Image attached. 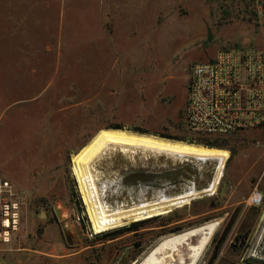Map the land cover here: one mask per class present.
Masks as SVG:
<instances>
[{"label": "rangeland", "instance_id": "1", "mask_svg": "<svg viewBox=\"0 0 264 264\" xmlns=\"http://www.w3.org/2000/svg\"><path fill=\"white\" fill-rule=\"evenodd\" d=\"M261 9L258 16L254 0H141L139 8L125 13L121 54L106 57L101 48L66 53L60 76L49 80L48 89L38 95L22 94L27 90L21 88L25 84L36 93L43 84L37 72H30L33 61H21V52L31 49L0 46V107L12 105L4 109L0 128L13 114L15 125L26 132L21 148L34 157L29 163L38 160L39 173L31 189L13 190L17 225L7 240L0 237V264H134L163 238L219 221L196 263L207 264L230 219L211 264H264L263 127L232 135L237 138L228 145L233 153L226 148L229 158L213 195L145 219L137 230L109 239H99L101 232L90 228L70 167V156L102 127L182 135L189 77L185 69L209 61L212 44L218 50L247 47L242 41L248 36V47H264V4ZM4 14L5 0H0V20ZM243 23L251 27L246 29ZM0 150L9 152L5 146ZM148 154L113 150L97 162L109 203L131 204L140 197L151 198L158 189L178 193L193 181L200 189L213 176L214 159ZM256 191L262 198L252 204L250 197ZM206 232L188 235L173 251L160 247L153 253L155 262L147 264H190L193 247Z\"/></svg>", "mask_w": 264, "mask_h": 264}, {"label": "crops", "instance_id": "2", "mask_svg": "<svg viewBox=\"0 0 264 264\" xmlns=\"http://www.w3.org/2000/svg\"><path fill=\"white\" fill-rule=\"evenodd\" d=\"M140 2L141 0H5L4 19L0 20V41H5V44L0 46L31 49L21 52V61L33 63V71L30 72H37V79L43 81L36 93L28 85H21L22 90H27L22 94L38 95L46 91L48 81L60 76L61 58L66 53L75 55L77 48H101L106 57L121 54L124 46L122 39L126 32L125 13L139 8ZM200 13L202 16L204 12ZM243 26L246 29L251 27L245 23ZM242 44L250 45L248 36L243 37ZM211 50L210 59L216 55L218 47L212 44ZM9 106L12 105L5 108ZM5 108L0 107V119ZM6 124L5 128H0V149L5 146L9 152L3 153L0 150V182L7 181L11 190H29L38 183V160L36 159V163H29L34 157L26 156L21 148L26 132L23 127L15 125L13 114L7 117ZM8 125L12 128H7ZM176 245L170 250L173 251ZM160 247L164 246L160 245L156 251Z\"/></svg>", "mask_w": 264, "mask_h": 264}, {"label": "bare ground", "instance_id": "3", "mask_svg": "<svg viewBox=\"0 0 264 264\" xmlns=\"http://www.w3.org/2000/svg\"><path fill=\"white\" fill-rule=\"evenodd\" d=\"M113 150L127 153L141 152L147 153V155H149L148 153H152L160 156L174 157L175 159H192L204 162L208 159H214L216 163L212 180L203 188L198 189L197 187L190 186L174 194L165 193L163 190L158 189L151 198L144 196V198L140 197L131 204L113 205L106 199L107 184L105 181H100V170L98 171L96 168L97 162ZM70 157L71 171L76 179L90 228L94 233H98L123 227L135 221L145 220L154 216L167 215L175 209L190 204L193 200L213 195L217 191V187L223 176L225 163L229 158V151L226 148L164 137L145 131L140 132L124 126H110L98 129ZM218 223L219 221L207 222L165 237L150 253L138 262H134V264H147L149 260L155 262L156 258L153 253L160 245L170 250L176 244L186 239L188 235L206 229V235L203 237L201 243L193 247L194 258L190 264H196L204 248L210 241L212 233L217 228Z\"/></svg>", "mask_w": 264, "mask_h": 264}, {"label": "built area", "instance_id": "4", "mask_svg": "<svg viewBox=\"0 0 264 264\" xmlns=\"http://www.w3.org/2000/svg\"><path fill=\"white\" fill-rule=\"evenodd\" d=\"M254 4L256 14L261 16L264 0H254ZM185 70L189 77L183 121L189 131L224 135L249 131L264 123V47L223 48L209 61L189 65ZM190 186L196 187L194 181ZM261 198L256 191L250 200L258 204ZM17 209L13 190L7 181H1L3 240L8 239L9 232L17 225Z\"/></svg>", "mask_w": 264, "mask_h": 264}, {"label": "trees", "instance_id": "5", "mask_svg": "<svg viewBox=\"0 0 264 264\" xmlns=\"http://www.w3.org/2000/svg\"><path fill=\"white\" fill-rule=\"evenodd\" d=\"M112 127H119V126H112ZM260 127L264 128V123ZM138 131L141 132L142 130H138ZM182 131H183V134L180 136H169V135H161V136L174 138V139H181V140L195 142V143H199V144H203V145H207V146L209 145V146H215V147H221V148H229L228 145L230 144V142L232 140H235V141L237 140V138H233V136H232L235 133L224 134V135L201 134V133L189 131L186 128L185 124H183V126H182ZM142 132H144V131H142ZM229 150L231 151V153H233V150L231 148H229ZM146 221L147 220L135 221V222H133L127 226H123V227H119L116 229L104 231V232H101L99 235H97V237L99 239L113 238V237L117 236L118 234H121L122 232L130 231V230H137L140 227V225L144 224ZM232 221H233V219H230V221L224 227L220 237L218 238V240H216V242H215L216 244L214 246V249L212 251V254H211L210 259H209L207 264H211L213 262V260L216 258L220 244L225 239L226 234L228 233L230 226L232 224ZM215 239H216V234L213 235L212 242Z\"/></svg>", "mask_w": 264, "mask_h": 264}, {"label": "water", "instance_id": "6", "mask_svg": "<svg viewBox=\"0 0 264 264\" xmlns=\"http://www.w3.org/2000/svg\"><path fill=\"white\" fill-rule=\"evenodd\" d=\"M54 209H55L56 213H58V210L56 209V207Z\"/></svg>", "mask_w": 264, "mask_h": 264}, {"label": "flooded vegetation", "instance_id": "7", "mask_svg": "<svg viewBox=\"0 0 264 264\" xmlns=\"http://www.w3.org/2000/svg\"><path fill=\"white\" fill-rule=\"evenodd\" d=\"M134 176H137V175H134Z\"/></svg>", "mask_w": 264, "mask_h": 264}]
</instances>
